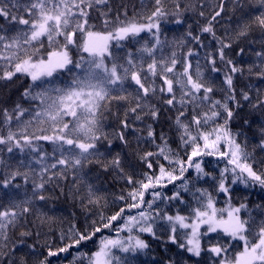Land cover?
<instances>
[{"label":"snow or ice","instance_id":"1","mask_svg":"<svg viewBox=\"0 0 264 264\" xmlns=\"http://www.w3.org/2000/svg\"><path fill=\"white\" fill-rule=\"evenodd\" d=\"M225 3L129 0L113 8L112 0H0V82L30 80L21 93L24 103L0 109V264H134L135 255L151 250L143 234L166 237L165 243L181 250L162 264H264V204L253 209L234 204L232 196L234 185L264 191V91L238 90L234 82L245 72L264 80V51L255 52L258 61L247 68L226 56L254 29L264 37V0H232L231 11L240 8L241 16L231 35L217 36ZM253 6V13L243 12ZM186 13L205 19L199 34L188 25L179 41L162 39V23L173 17L183 24ZM203 34L217 48L205 52V65L196 59L194 66L191 58L207 47ZM189 40L197 48L185 52ZM260 44L264 48V39ZM217 60L227 68L220 86L204 71L219 73ZM116 105H126L122 114L113 112ZM245 105L255 119L243 118L233 129ZM162 113L167 131L156 127ZM110 116L119 131L106 130ZM129 131L142 170L126 171L121 154L108 152L114 139L131 148ZM141 143L155 151L139 149ZM206 157L216 158V174L203 167ZM93 165L114 172L125 185L112 200L111 214L103 211L108 198L90 182L87 169ZM206 178L211 190L197 187ZM169 185L171 195L164 191ZM54 191L79 202L83 224L55 232L56 218L39 207L59 198ZM220 194L223 207L217 206ZM173 202L188 214H169ZM42 236L39 244L27 245ZM21 245L30 251L17 256Z\"/></svg>","mask_w":264,"mask_h":264},{"label":"trees","instance_id":"2","mask_svg":"<svg viewBox=\"0 0 264 264\" xmlns=\"http://www.w3.org/2000/svg\"><path fill=\"white\" fill-rule=\"evenodd\" d=\"M121 2L128 3L129 0H112L113 8L118 7V5ZM131 2L135 3L137 2V0H131ZM187 2L195 3L197 2V0H187ZM245 3H247V0H245ZM232 6H233L232 0H226L225 12L222 14L220 18H218L219 22L216 24L217 36H225L226 34L231 35L232 31L236 28L237 19L241 16V9L237 8L235 12H232L231 11ZM256 7L258 6H253L252 8L244 7L243 12L245 14L253 13ZM203 10L205 11L206 14L209 11L207 7H205ZM184 19H185V23L176 24L174 23V18L169 17L168 22L162 23L161 25L162 33L164 34L162 35L161 38L163 39L164 36H166L169 42L173 41L174 39L179 41L181 38L185 37V33L189 30L188 25H191V31H193L195 35V34H199V26L205 23V19L199 17L196 13H186ZM4 23L5 22L3 20H0V24H4ZM142 36L143 39L150 38L145 34H142ZM261 39H264V37L261 36L259 29H254L248 37L242 38L241 40L233 43L232 48L230 50H226V56L231 58L237 64V66L247 68L249 64H253L258 61V58L255 56V52L264 51V48H262L260 44ZM201 40L207 45V47H203L199 49V57L194 56L191 58L194 62V66L196 59H200V63L202 66L205 65V61L204 59H202L205 52H215V49L217 48L216 41L210 35L203 34L201 36ZM253 41H255V43H253ZM127 47L134 48V47H139V45L128 44ZM189 47L195 49L197 48V45L189 40L188 44L185 46L183 51L186 52ZM241 48L244 49L243 52H240ZM168 51L169 50L166 49L165 54H167ZM216 67L220 69L219 73L209 72L208 69L205 67L204 68L205 76L210 81H214L215 85L220 86L223 79V75L225 74V72H227V68L219 60H217ZM234 82L238 90L243 89L244 91H248L249 89L259 88L262 91H264V80H258L255 76L250 77L247 72H245L242 76L237 74L234 77ZM29 83L30 80L27 77H23V76L14 79L10 83L0 82V109L5 107L11 108L15 102L24 103V101L21 100V93ZM216 98L217 99L220 98L219 93L216 95ZM24 106L27 107L28 105L25 103ZM124 107H126V105H116L113 107V112L116 113L117 111H119L122 114ZM243 118L255 119V114L250 111L247 105H245L244 108L240 111L237 121L233 123V129H238L241 127ZM137 127H143V125L137 123ZM156 127L158 129H164L165 131L168 130L169 124H168L167 116H165L163 113L161 116V121L158 125H156ZM106 130L109 132L113 130H117V131L120 130L119 121L115 118V116H110L108 118ZM244 131L248 133L249 136H251V132L248 129H244ZM127 137L129 140H133L134 133L130 131L127 132ZM172 146L174 148L178 146V141H175L174 138L172 141ZM254 146H255V141L254 140L250 141V148ZM46 147L48 146L46 145ZM138 147L141 150L155 151L154 145L147 143H141ZM136 148L137 145L135 144L134 140L132 147L127 148L124 147L119 140L114 139L112 146L110 147V149H108V152H110L111 155H115L117 152H119L123 157L125 170L128 172H132V171L144 169V165L134 155L133 150ZM50 150L51 149L49 148V151ZM101 151H105V149L101 148ZM257 154L260 155L259 150H257ZM111 155L108 156L109 159L111 158ZM181 155H183V153H181ZM223 166H224L223 162H221L219 164V167L222 168ZM203 167L205 168L206 171H211L214 174H216L217 172L216 158L206 157ZM87 171L90 178V182L96 185L101 195H104L108 198V207L103 209V211L105 212V214H111V211L115 210V208L112 205L113 198L121 195L122 189H124L125 187L123 181H118L115 178L114 172L112 171L104 172L98 166L95 165L90 166L89 169H87ZM189 175H194V172L190 170ZM206 180L207 182L201 181L197 185V187H206L211 190V181L208 178H206ZM16 182L23 184V181L20 180L19 178L17 179ZM70 183L71 182L69 181L68 182L69 187H70ZM26 187H29L30 189V185ZM233 188L234 191L232 192V196H233L234 204H236L237 202H245L249 205L250 208L253 209H255V205L257 204H264V191L260 190L259 188H245L243 185H234ZM18 191H20L21 195H23L22 189ZM164 191L168 195H171L173 188L171 185H169L166 189H164ZM53 196L54 197L59 196V198L58 199L53 198L52 200H49L47 202H40L39 207L44 212H47L49 216L56 218L57 223L52 226L56 233H58L61 229L66 230L72 223H75L77 225L84 223V217L86 213L80 207L78 201L73 200L70 196L62 195L55 191L53 192ZM184 196H185V200H191V196L189 194H184ZM218 200H219V204L223 205L225 201L224 194L222 196H218ZM160 207L164 208L165 205L161 204ZM177 209L180 210L182 215L188 214V209L183 204H177L173 202L172 204H169L167 206V211L169 212V214H175ZM92 211L95 212L96 209H93ZM256 211L258 210H254L253 213L254 215L256 214ZM90 218H95V217H90ZM160 223L163 224L164 222H160ZM42 231L47 232V227H45ZM160 234L161 233L158 232V235ZM211 235L215 236V234H211ZM143 237L145 238V240L149 242L151 250L140 253L139 255H135L134 264H162L163 261L167 260L169 255L176 256L177 253L181 251L177 249L175 245L171 243H165L166 237L164 238V240H156L152 238L149 234H143ZM44 238L45 237L42 236L40 240H37L35 237L29 239L27 241V245H31L33 243L39 244L40 242H42ZM27 245H21L17 249L16 255L17 256L25 255L28 251H30ZM89 247L91 248L92 246L89 245ZM92 250L95 249L92 248ZM68 259H71V257L69 256ZM55 264H59V262H55Z\"/></svg>","mask_w":264,"mask_h":264},{"label":"rangeland","instance_id":"3","mask_svg":"<svg viewBox=\"0 0 264 264\" xmlns=\"http://www.w3.org/2000/svg\"><path fill=\"white\" fill-rule=\"evenodd\" d=\"M142 238H144V237H142ZM145 239V238H144ZM64 264H67V262H64Z\"/></svg>","mask_w":264,"mask_h":264}]
</instances>
